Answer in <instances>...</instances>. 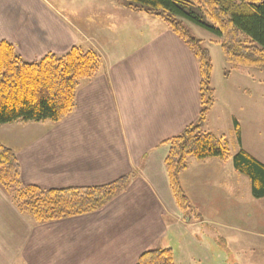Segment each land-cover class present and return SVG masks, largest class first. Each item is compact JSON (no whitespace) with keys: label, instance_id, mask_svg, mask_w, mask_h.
Instances as JSON below:
<instances>
[{"label":"crops","instance_id":"obj_1","mask_svg":"<svg viewBox=\"0 0 264 264\" xmlns=\"http://www.w3.org/2000/svg\"><path fill=\"white\" fill-rule=\"evenodd\" d=\"M58 2L0 0V43L26 62L77 46L98 55L101 72L79 86L75 110L64 121L0 126V143L16 154L23 186L59 190L135 177L100 211L45 224L21 215L0 188V264H136L157 249L171 250L174 264H192L195 256L212 253L205 245L210 233L217 244L244 233L237 244L264 249V198L253 197L249 179L231 159L190 158L180 183L191 212L175 205L165 142L200 111L198 64L187 46L159 18L124 0H71L68 12ZM244 75L243 68L223 73L225 83L240 80L244 87L220 99L213 71L214 104L204 132L226 139L223 126L235 135L239 116L244 123L252 119L247 97L253 80ZM234 94L245 96V107L235 104L231 112ZM241 131L239 149L253 156L242 148ZM258 161L264 164V157Z\"/></svg>","mask_w":264,"mask_h":264},{"label":"trees","instance_id":"obj_2","mask_svg":"<svg viewBox=\"0 0 264 264\" xmlns=\"http://www.w3.org/2000/svg\"><path fill=\"white\" fill-rule=\"evenodd\" d=\"M128 8L159 18L192 52L199 73L200 111L197 120L165 142L164 167L176 207L183 214L191 204L180 183L188 160L231 159L234 169L251 183L252 195L264 198V164L242 149L230 154L224 137L203 131L214 104L212 61L202 41L184 22L218 38L224 63L231 68L264 70V0H124ZM102 63L97 54L74 46L66 54H47L26 62L7 42L0 43V126L12 123H60L75 110L83 82L97 76ZM240 144V129L234 123ZM21 168L12 149L0 143V188L15 209L35 224L68 220L100 211L127 190L130 174L103 186L41 189L23 186ZM136 264H174L171 250L142 254Z\"/></svg>","mask_w":264,"mask_h":264},{"label":"rangeland","instance_id":"obj_3","mask_svg":"<svg viewBox=\"0 0 264 264\" xmlns=\"http://www.w3.org/2000/svg\"><path fill=\"white\" fill-rule=\"evenodd\" d=\"M58 1H59L58 3L63 4V6L65 7V11L68 12V7H70L71 0H58ZM95 1L97 3H102V1L105 2V0H95ZM78 6H80V4ZM95 7H97L96 4ZM98 12L100 11H94L90 13H93L94 16H97ZM184 26L188 29V31L193 37L202 41V46L207 48L209 52L212 61L213 71L215 72L214 85L216 86L217 84L219 87L220 99L222 98V95L223 96L226 95V92L228 90H232V89L236 90L237 87L242 86L240 80L238 81V84L236 83L235 79H233L228 83H225V81H223V73L230 71L231 66L224 63L223 55L220 46L218 44L219 41L218 38L190 23L184 22ZM224 66H226V69L223 70ZM243 70L245 72V75L249 79L253 80V85H248L249 96L247 97L248 102H250L253 107V116L251 120L248 119L245 123L242 122V120L241 121L239 120L241 119L240 116L238 118V122L240 124L239 129L242 130L241 131L242 148L244 147L247 151H250L251 154L253 153L254 155H256L254 156L252 154L257 160H260L261 158L264 157V70H258L252 68H243ZM234 96L236 97V102L234 103L231 112L235 111V104H237L238 107L240 106H242L243 108L245 107L243 105V100H244L243 98H245V96H241L237 94H234ZM231 101L232 103L234 102L233 98H231ZM236 111L242 112V110H236ZM215 115L218 116V114ZM213 124L215 126L218 125V119L215 117H213ZM222 131L227 134L226 139L229 141V151L231 155H234L239 149V144L237 142V139L235 135L230 134V132L227 131L226 126H223ZM260 153L263 154L261 155ZM210 234L208 236L210 240L209 241L206 240L205 245H207L206 249L208 250V252L211 251L212 253H208L207 255H205L206 256L205 258L194 255L199 260L195 259L194 261H190L192 264H264V249L251 251V249L248 248L246 245L237 244L238 242L245 239L246 234L237 233L234 234V236L233 235L223 236L225 237V240L220 241L218 244L215 243L214 240H211L215 238H212ZM242 236L243 238H241ZM230 237L233 238V240L231 241H233L234 245L228 244V239H230ZM216 245L217 247L215 249ZM185 248L188 249V247ZM194 248L201 250V246L198 247L194 245ZM194 248H193L194 253H197Z\"/></svg>","mask_w":264,"mask_h":264}]
</instances>
